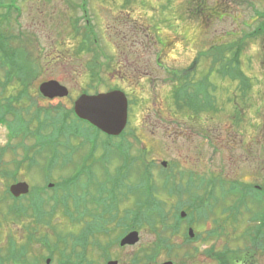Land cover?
Here are the masks:
<instances>
[{
  "label": "rangeland",
  "instance_id": "obj_1",
  "mask_svg": "<svg viewBox=\"0 0 264 264\" xmlns=\"http://www.w3.org/2000/svg\"><path fill=\"white\" fill-rule=\"evenodd\" d=\"M133 1L137 2L0 0V13H7L10 8L7 16L10 21L3 20L0 28L12 34L11 44L22 49V56L25 55L24 51L27 52L29 63L40 66L39 77L30 86V91L35 96L40 84L51 79L60 81L69 89L67 97H40L41 106L60 105L68 110L73 108L75 100L84 91L95 94L110 88L125 91L132 102L131 121L126 128L125 139H133L134 146L131 148V158H127L129 161L124 159L125 163L133 160L131 172L121 168L122 162L118 156L109 158L101 145L95 154L102 156L104 153L107 159L102 157L100 160L101 157H97L98 162L92 172H89L91 161L87 162V167L81 166V159L88 154L90 148L83 137L72 138L77 150L72 155L70 165H64L67 161L62 157L48 171L51 182H57L79 169L82 179L78 190H73L75 195L69 200L71 208L75 199L81 196H87L86 202L103 199L107 203L112 195H116L119 200L117 205L123 209L121 215H124L125 210L137 209L135 205L140 196L141 170L136 158L145 153V161L150 164L155 186L159 187L156 195L163 201L164 216L170 217L169 221L173 223L174 216H178L181 207L183 210H190L193 204H197V200L192 197L198 192L199 180L187 177L194 172L211 177L243 178L251 183H264V16L259 14H264V0H208V7L211 9H206L205 14L200 16L192 15L190 9L188 11V0ZM86 13L98 41L95 44L87 41L88 48L80 52L83 38L75 31L71 19L78 20L80 29L84 30ZM136 22L143 23V28H146L149 35V53L146 57L149 69L144 64L147 61L138 51L141 47L135 44L138 40L131 33L132 24ZM143 33L146 35L144 31ZM126 40L128 41L124 42ZM95 48L101 49L102 55ZM236 51H240L241 70L252 80L249 95L241 93L239 79L227 76L229 72L223 74L228 64H232L231 59L234 63ZM158 53L161 54L162 67L156 62ZM127 55L129 62L124 67ZM95 57L100 67L93 64L92 67L89 66ZM167 69L178 74V71L188 72L190 76L181 79L182 82L190 81L195 86V89L190 88L191 92L196 91L198 95H206V99H211L212 105L203 101L210 109L202 107L200 112L195 113L188 105L186 110L175 106L173 98L178 81ZM246 86H249L248 81ZM16 88L17 85L7 89V95L16 93ZM238 101L239 109L236 104ZM190 113L201 115L203 119L213 117L209 121L212 124L210 128L219 133L225 145H218L215 149L205 144V137L201 133L193 132L184 124L191 121L186 118ZM232 118L234 121H231ZM206 126L208 129L209 126ZM228 126L233 128V133L226 130ZM96 130L91 129V135L100 144L105 148L110 145L119 149V138L111 139ZM227 137L233 142L226 143ZM33 141L28 140V144ZM8 142V130L6 126L0 125V144L6 145ZM144 144L147 152H144ZM11 157V154H7L4 160L8 162ZM163 161L168 162L166 167L162 166ZM44 167H33L31 170L21 168L17 180L27 181L32 188L45 186L47 169ZM13 168L5 165L0 168V264L5 263L2 262L1 255L7 253L9 238L17 241L18 250L21 245L26 244L27 234L31 232L27 225L29 223L41 230L35 236L37 239L41 232H46L55 240L54 231L61 232L68 245L61 244L60 252L85 251L86 245L81 243L83 224L72 221V218L64 214L61 206L50 221L36 222L30 216L14 221L9 213L7 215L6 210L16 202L10 196L9 199L6 197L8 186L13 180H7L4 172L13 171ZM183 171L186 175H180ZM175 177H186L175 180L177 184L186 180L180 187L182 192L173 190L171 195L170 192H163V184L167 185L170 180L169 187L172 186ZM21 202L27 203V199ZM129 213L130 211L125 217ZM53 227L56 230H52ZM164 227L165 224L159 223L157 231H153L146 224L138 229L140 241L136 245L125 248L115 245L110 248L108 244L105 246L104 263L99 262V252L93 250H89L90 259L92 261L94 258L95 264H106V258L111 256L121 264H154L152 261L148 262L149 254L156 252L154 249L157 248L159 239H163L169 242V246L164 250L167 246L165 242L164 248L159 251V263L171 260L175 264H209L201 251L198 254L192 252L193 243L185 241V221L178 231L171 228L163 230ZM193 228L198 232L196 225ZM118 233L119 229L111 237H104V245L108 241L112 242V238ZM91 241L90 239L89 242ZM12 242L11 250L15 248L14 241ZM34 244L33 249L26 248L29 252L25 258L38 261L39 264L40 254L49 251L35 241ZM210 245V242L200 244L203 250ZM60 252L54 254L51 264H59L62 256ZM7 264L16 263L9 261ZM41 264H46V261Z\"/></svg>",
  "mask_w": 264,
  "mask_h": 264
},
{
  "label": "trees",
  "instance_id": "obj_2",
  "mask_svg": "<svg viewBox=\"0 0 264 264\" xmlns=\"http://www.w3.org/2000/svg\"><path fill=\"white\" fill-rule=\"evenodd\" d=\"M9 9L7 13H0V23L3 22V20L10 21L7 17L10 14ZM189 9L193 13L192 15L200 16L205 14L206 9L211 8L208 7V0H188V11ZM259 14L264 16L263 13ZM260 29L261 28H259V30ZM76 30L78 32L80 31L78 25H76ZM85 34L86 33H83V36L86 41L83 39V48L79 47L80 52L88 48L86 43L90 41L88 35ZM11 35L6 29L0 28V124L6 126L9 139L8 144H0V168L2 165L14 167L13 171L6 170L4 174L7 180L10 181L12 179L16 181L21 168H28V170H31L33 167H44L45 165L44 168L47 169L46 181H49L51 178L48 176V171L52 170L58 160L63 157L67 161V164L64 163V165H68L72 160L71 156L76 153L77 148L73 145L72 138L77 139L83 137L87 143L90 144L89 137L92 138V136H90L92 131L89 130V126H83V123L87 122L77 118L73 109L67 110L60 105L52 107L41 106L39 104V99H41L42 96L39 92L37 94L39 97L37 95L35 96L34 93L30 91V86L34 83L35 79H38L40 66L32 62L29 63L26 51H24L25 55L22 56V49L14 47V45L11 44ZM234 58V63L231 59L230 62H232V64H228L223 74L226 75V72H229L227 76H230L232 79H239V89L241 93L249 95L253 84L251 77H249V79L240 68V51L235 52ZM91 64L98 67L97 58H95L89 66H91ZM238 76L242 77V79ZM174 77L178 80L174 91L177 106L181 107L182 101L189 100L192 103H186V105L195 108L197 106L193 99L195 94L188 92V87L191 88L190 86L192 85L190 81L185 80V83H183L181 80L182 77H178V73L176 72L174 73ZM247 81L249 86H246ZM15 85H17L15 89L16 93H9L7 95V89ZM183 90L186 92V97L180 96ZM241 100L245 101L243 99ZM218 110H220V108H218ZM196 113L198 112L196 111ZM188 115L199 116L193 113ZM84 134L90 135L86 137ZM62 136H64V139H62ZM30 139L34 140L32 144H28V140ZM91 146H94V149L96 148L94 143H91ZM20 151L21 157H19ZM7 154H11L12 156L8 162L4 160ZM112 154L114 153L112 152ZM141 168L143 170H141V184L139 186L140 196L136 203L137 209L134 214V227L139 229L149 224L151 230L157 231L159 223L161 225L166 224L163 201L156 195L159 187L155 186L150 165L149 172L147 171L145 163H143V166L141 165ZM182 174L183 173H180V175ZM75 176L70 175L67 178L64 177L62 180L55 182L52 194H49V190L46 186H42L39 188L35 187L27 197H22L20 199L15 198L14 202L16 203L6 210L7 215L9 213L14 221L28 218L29 216L36 222H44L45 220L50 221L52 216H55L60 206L68 203L69 197L72 195L71 189L77 185ZM176 179L178 180V178L175 177L170 187V183L167 185L163 184V192H169L171 189V191H180V184L176 183ZM170 194L172 193L170 192ZM6 197L9 199L7 194ZM192 198L195 199V196ZM24 199H27V203H20V201ZM45 203L47 204L45 205ZM27 225H29L28 229L31 231L30 240H33L36 236L35 234L41 230L39 231V228L33 223ZM49 225L50 224H48V226ZM165 229L166 227L163 228V230ZM52 230H56V228L53 227ZM176 231L178 230L176 229ZM53 235H55L56 241L46 232H41L40 237L41 244L49 249L51 255L60 251L59 246L61 244L68 245L67 240L63 238L61 232L54 231ZM164 243L165 241H163V239H159L157 248L154 250L156 252L159 251L164 247ZM23 247L24 246H22L20 250L16 247L13 250L10 249V255L15 261L25 259L27 245L25 248ZM61 252L64 253L65 251ZM5 259L6 258L1 256L2 262ZM66 262H70V259L67 258Z\"/></svg>",
  "mask_w": 264,
  "mask_h": 264
},
{
  "label": "flooded vegetation",
  "instance_id": "obj_3",
  "mask_svg": "<svg viewBox=\"0 0 264 264\" xmlns=\"http://www.w3.org/2000/svg\"><path fill=\"white\" fill-rule=\"evenodd\" d=\"M131 33L132 35L135 34V38L138 40L135 42L136 46L141 47L138 49L141 52L140 56L147 61L149 35L146 28H143V23L132 24ZM124 61V67H126L127 61L129 62V55L125 57ZM156 62L158 66H162L161 59H157ZM144 64L149 69V61ZM131 109L132 106L129 107L128 122L131 121ZM186 118L191 121L184 124L189 126L193 132L201 133L205 137V144L213 146L215 149L218 145H225V142L220 139L219 133L215 129L212 130V127L210 128L212 124L209 121L213 120V117L207 116L206 119H203L201 115H188ZM205 125L209 128L206 129ZM226 130L234 132L231 126H228ZM224 131L223 128L222 132ZM125 137L124 132L120 143L126 154L125 157L131 158L134 140L125 139ZM230 142L233 141L227 137L226 143L229 144ZM131 166L132 161H130V168ZM185 173L183 171L184 175H186ZM187 177L199 180V185L197 183L199 189L195 196L197 200V204H195L196 221L193 223L191 220L188 221L191 227L196 225L198 229V232L194 229L192 238L189 237L190 242L194 244L193 249L190 246L192 252L198 254L201 251L209 264H264V183H251L243 178L211 177V175L198 174V172ZM177 178L178 180L186 179V177ZM185 182L186 180H182L180 187ZM72 205V208L71 205L68 206H70L75 220L83 224V235L87 238V244L85 251L72 253L70 264H95L94 258L92 261L90 259L89 250L99 252V262L103 261L104 263L105 245L103 241L106 235L107 217L108 222L114 221L116 223L121 218L119 209L113 208L107 215L104 203L100 199H94L92 204L85 203V206L82 204ZM89 238L94 239L92 247L89 244ZM207 242H210L211 245L203 250L200 244ZM38 260L41 264V256L38 257ZM34 264H38V261Z\"/></svg>",
  "mask_w": 264,
  "mask_h": 264
},
{
  "label": "water",
  "instance_id": "obj_4",
  "mask_svg": "<svg viewBox=\"0 0 264 264\" xmlns=\"http://www.w3.org/2000/svg\"><path fill=\"white\" fill-rule=\"evenodd\" d=\"M40 90L44 96L49 98L65 97L69 94L68 88L57 80L42 83ZM74 110L81 119L89 121L105 133L118 135L123 131L127 123L128 99L121 90H112L94 95L82 94L76 100ZM163 164L165 165L166 163L164 162ZM10 191L13 195L19 197L29 193L30 185L27 182H18L11 185ZM190 234L194 235L192 229ZM139 239V232L132 231L121 240V245H134ZM47 263L49 264L50 260ZM108 264H118V262L109 261ZM164 264L173 263L167 262Z\"/></svg>",
  "mask_w": 264,
  "mask_h": 264
}]
</instances>
